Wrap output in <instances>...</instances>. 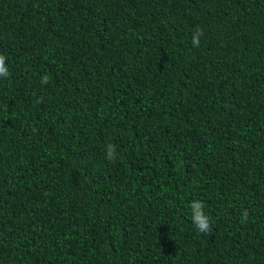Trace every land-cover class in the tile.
I'll return each instance as SVG.
<instances>
[{
  "label": "trees",
  "instance_id": "obj_1",
  "mask_svg": "<svg viewBox=\"0 0 264 264\" xmlns=\"http://www.w3.org/2000/svg\"><path fill=\"white\" fill-rule=\"evenodd\" d=\"M0 54V264H264V0H0Z\"/></svg>",
  "mask_w": 264,
  "mask_h": 264
},
{
  "label": "clouds",
  "instance_id": "obj_2",
  "mask_svg": "<svg viewBox=\"0 0 264 264\" xmlns=\"http://www.w3.org/2000/svg\"><path fill=\"white\" fill-rule=\"evenodd\" d=\"M202 35H203V29L198 27L195 30V34L193 35V38H192V43L195 47L200 46V37ZM5 61H6V57L3 54H0V77H3V78H7L10 75ZM48 80H49V77L47 75H45L44 77H42L41 82L47 83ZM115 155H116V153H115L114 147L112 145H109L107 158L109 160H113L115 158ZM190 207H191L192 213H193L192 222H193L194 226L196 227L197 231L201 232V233H207V232L211 231L210 218L204 210L203 203L193 202L190 205ZM245 219H246V216H245Z\"/></svg>",
  "mask_w": 264,
  "mask_h": 264
}]
</instances>
